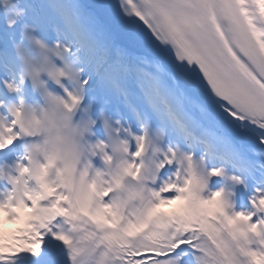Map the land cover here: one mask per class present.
Returning a JSON list of instances; mask_svg holds the SVG:
<instances>
[{"label":"snow or ice","instance_id":"obj_1","mask_svg":"<svg viewBox=\"0 0 264 264\" xmlns=\"http://www.w3.org/2000/svg\"><path fill=\"white\" fill-rule=\"evenodd\" d=\"M0 264H264V0H0Z\"/></svg>","mask_w":264,"mask_h":264},{"label":"bare ground","instance_id":"obj_2","mask_svg":"<svg viewBox=\"0 0 264 264\" xmlns=\"http://www.w3.org/2000/svg\"><path fill=\"white\" fill-rule=\"evenodd\" d=\"M8 227H9V228H13V227H15V225H8Z\"/></svg>","mask_w":264,"mask_h":264}]
</instances>
